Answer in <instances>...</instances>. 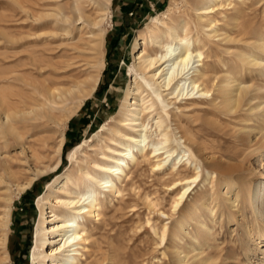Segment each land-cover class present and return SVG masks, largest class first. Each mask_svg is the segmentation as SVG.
Segmentation results:
<instances>
[{
    "label": "bare ground",
    "instance_id": "1",
    "mask_svg": "<svg viewBox=\"0 0 264 264\" xmlns=\"http://www.w3.org/2000/svg\"><path fill=\"white\" fill-rule=\"evenodd\" d=\"M49 1L55 2V9L41 12L37 17V20H44L45 25L53 26L47 39H50L48 36L73 35L75 28L91 24L94 29L87 32L90 51L87 67L82 69L84 76L72 81L62 76L76 67L75 62L53 61L54 53H48V47L37 52L40 56L34 52L29 72L37 71L39 75L25 83L31 92H14L11 97H1L0 111L5 117L0 118V138L6 148L12 142L20 144L28 161L34 159L35 166H29L33 175L21 180L23 172L14 169L11 161L0 162V184L6 183L7 177L11 179L8 193L0 196V264H12L9 239L15 198L23 197L41 178L54 172L60 175L58 168L64 158L69 123L86 101L96 95L106 68L105 23L111 16L113 0H68L66 5L62 3L64 0ZM183 1L173 0L167 11L158 13L152 25L140 31L134 46L135 60L130 67L132 79L119 117L114 125L104 126L101 131L104 132L98 135L102 146L95 140L96 143L90 144V150H96L98 155L84 152V158L77 157L83 146L77 144L70 153L71 169L50 182L48 189L39 195L40 219L30 254L32 264H109L110 261L121 264L118 249L109 242L104 247L103 241L95 238V229L97 223L108 222L106 210L117 207L116 201L124 200L127 190L131 194L128 207L132 210H137L142 201L151 212L159 213L160 224L153 223L150 216L147 222L161 246L171 242L168 248L172 250L175 264H209L214 257V253L206 250L213 248L208 240L215 232L210 222H217L218 209L224 216V208H231L235 202L230 193L237 190L238 181L233 175L236 169L226 166L225 176L220 178L217 170L205 166L200 157L206 145L172 107L183 112L198 109V104L207 99L217 107L219 99V109L233 112L253 102L254 98L248 96L252 86L244 84L241 76L248 65L263 66L264 74V57L257 53L264 52V33L258 32L256 39L250 40L254 45L252 50L238 53V60L235 58L236 62L226 70L223 78H210L206 49L217 55L213 48L217 41L233 39L221 31L217 14H224L227 6L243 14L246 0H197L190 7L181 5ZM17 3L24 10L32 8L27 0ZM89 8L93 13H88ZM178 12L181 14L177 15ZM191 15L193 20L188 17ZM46 73L54 77H46ZM262 109L264 101L250 107L251 111ZM36 134L42 135L38 142L32 139ZM146 165L169 192V210H165L159 196L154 197L145 189L142 191L135 180L136 171L143 170ZM241 194L237 191V196ZM254 196L263 204L264 182L259 184ZM254 196L250 194L251 202ZM252 205L256 209L255 203ZM114 216L110 220H115ZM171 219L174 223L168 221ZM205 235L208 239H203ZM187 237L191 238V243L187 242ZM260 238L264 239V227Z\"/></svg>",
    "mask_w": 264,
    "mask_h": 264
},
{
    "label": "rangeland",
    "instance_id": "2",
    "mask_svg": "<svg viewBox=\"0 0 264 264\" xmlns=\"http://www.w3.org/2000/svg\"><path fill=\"white\" fill-rule=\"evenodd\" d=\"M18 1L0 0V100L3 96L11 97L10 95L14 92H31L26 89L25 83H27V79L39 75L37 71L29 72L32 70V54L34 52H42L44 48L48 47L50 48L48 53H54L53 61L61 64L65 61L75 62V68H71L64 75L62 74V79L72 81L75 77L84 76L85 71L82 69L87 67L85 63L90 51L87 40L90 37L88 35L90 30L94 29L93 25H84L82 29L75 28L74 34L67 37L51 38L48 36L50 39H47L46 35H49L53 26L45 25L44 20H37V17L41 12L45 13L51 8L52 10L55 9V2L27 0L32 5L31 10L28 9V11L24 10L17 3ZM67 1L64 0L62 3L66 5ZM162 1L163 3L159 7V3ZM172 1L125 0L121 6L118 0L112 1V13L105 23L107 28L105 71L107 70V72L104 71L100 83L102 85L101 91L89 98L69 123L66 130V142H69L70 145L67 148L64 147L63 166L58 168L60 175H56L54 172L41 178L37 181V185L26 192L24 198L22 196L15 198L9 239L12 264H32L30 254L34 247L35 231L40 219L39 195L48 189L50 182L58 176H64V173L71 169L70 153L74 151L73 148L77 144L83 145V148L79 149L77 157L84 158L86 155L84 152L93 156L98 155L96 150H90V144L97 141L102 146V142L98 141V135L104 132H101L104 126L107 128L114 125L119 117L122 101L132 79L130 67L135 60L136 39L141 30L152 25V21L158 13L167 11ZM196 1L184 0L181 5L190 7ZM243 6V9L245 8L243 14L231 6L223 9L224 14H217L221 31L233 39L217 41L218 44L213 46L214 50H217V55L211 49H206L205 61L212 70L209 73L210 78H223L226 70L232 68V63L238 60V53L244 49L252 50L254 45L251 41L256 39L254 37L258 32L264 33V0H246ZM88 13H93V10L89 8ZM180 14L177 13V15ZM183 15L186 16V13ZM225 15H228V18H225ZM35 16L36 20H34ZM188 17L193 20L192 15ZM232 17L237 19L233 20ZM226 21H230V24ZM192 28L194 33L197 32L194 22ZM59 48L60 50H58ZM226 48L229 49V52ZM260 52L257 53L264 57L262 55L264 52ZM24 63L28 64L24 65ZM247 68L246 73L241 76V81L250 87L252 86V92L248 96L254 99L253 102L244 107L233 112H226L223 108L219 109V99L217 100V107H215L216 103H211L209 99L204 100V102L201 101L198 104V109L183 112L176 109V106L172 107V110L176 111L184 123L193 127L198 133L199 140L206 145L205 151L201 152L203 155L200 157L205 166L217 170L220 178H224L223 171L226 166L236 169L233 175L238 181L237 190L230 193L235 202L231 204V208H224L226 211L224 216H222V210L218 209L217 222H210L213 231H215L214 235L209 239L207 235L203 237L213 245V248L205 246L207 251L214 253L209 264H263L264 261V239L260 238V232L264 227V202L262 204V201L254 196L259 184L264 182V109L250 110V107L264 101V74L262 73L263 66L248 65ZM45 76L54 77V75L47 73ZM259 87L263 88L262 91L258 90ZM2 117L4 118L5 114L0 111V118ZM41 136L36 134L32 139L37 141ZM75 141L78 143L74 144ZM208 149L209 152H207ZM20 151H22V146L17 142H12L6 148L4 140L0 138V162L2 163L5 159L11 161L14 169L23 172L20 175L21 180H26L29 175H33L29 168H34L35 161L33 158L28 161L27 154ZM197 153L199 156L201 155L200 152L197 151ZM140 173H143V176H140ZM135 177V180L141 185L142 191L145 189L152 192V196H159L164 207H166L165 210H169V192L149 172L147 165L143 170L136 171ZM6 179L8 183L0 184V196H5L8 193L11 179L9 177ZM15 188L14 183L12 189ZM237 191L242 193L241 196H237ZM250 194L254 196L252 202ZM130 196L131 194L127 190L124 200L116 201L117 207L106 210L108 222L105 223L106 225L97 223L95 238L103 241L104 247H107L109 243L115 246L120 253L121 264H175L172 250L168 248L171 246V242L161 246L158 243L159 238L147 222V218L150 216L153 218V223L160 224L162 219L159 217V213L151 212L142 201L137 210H132L131 207H128ZM0 199L1 203L2 198ZM252 203H255L256 209L253 208ZM49 205L50 203L47 204V206ZM112 216L116 219L110 220ZM168 221L174 223V219ZM172 222L171 224H173ZM186 239L188 243H191L190 237ZM164 251L168 254L165 255ZM109 264H114V262L110 261Z\"/></svg>",
    "mask_w": 264,
    "mask_h": 264
},
{
    "label": "trees",
    "instance_id": "3",
    "mask_svg": "<svg viewBox=\"0 0 264 264\" xmlns=\"http://www.w3.org/2000/svg\"><path fill=\"white\" fill-rule=\"evenodd\" d=\"M107 72V70L105 71V73ZM101 88H102V85L100 84V86H99V88H98V90H97V92H100L101 91ZM76 143H78V141H75L74 142V144H76ZM73 144V145H74ZM69 145H70V143L69 142H66V144H65V148H67V147H69ZM65 158V157H64ZM62 166H63V164H62ZM61 166V167H62ZM35 185H37V182H36V184ZM25 195H26V193L23 195V198L25 197ZM12 252V251H11Z\"/></svg>",
    "mask_w": 264,
    "mask_h": 264
},
{
    "label": "crops",
    "instance_id": "4",
    "mask_svg": "<svg viewBox=\"0 0 264 264\" xmlns=\"http://www.w3.org/2000/svg\"><path fill=\"white\" fill-rule=\"evenodd\" d=\"M118 1L120 2V4H119L120 6L125 2V0H118ZM162 3H163V1L161 3H159V7H160V5H162ZM119 5H118V7H120Z\"/></svg>",
    "mask_w": 264,
    "mask_h": 264
}]
</instances>
